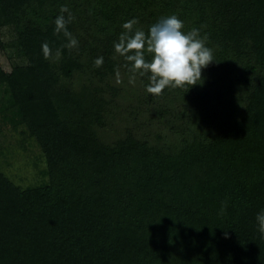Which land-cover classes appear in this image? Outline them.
<instances>
[{"label":"trees","instance_id":"16d2710c","mask_svg":"<svg viewBox=\"0 0 264 264\" xmlns=\"http://www.w3.org/2000/svg\"><path fill=\"white\" fill-rule=\"evenodd\" d=\"M173 14L215 61L157 97L114 44ZM6 30L24 64L0 66V264H264V0H0ZM34 148L29 177L6 171Z\"/></svg>","mask_w":264,"mask_h":264},{"label":"clouds","instance_id":"9594fccd","mask_svg":"<svg viewBox=\"0 0 264 264\" xmlns=\"http://www.w3.org/2000/svg\"><path fill=\"white\" fill-rule=\"evenodd\" d=\"M60 13L54 21L55 33H63L67 38L68 43L63 47L76 49L79 42L67 27L74 16L67 6H62ZM138 23L136 18L125 22L122 25L124 31L114 44L115 52L125 59L124 67L131 73L130 84H135L137 75H147L149 84L146 92L158 97L165 88H184L202 82V69L215 61L213 50L206 46V35L201 37L199 29L195 28L187 33L183 32V21L174 14L153 24L147 33L135 28ZM42 51L45 59L58 60L61 56V50L57 49L53 53L47 42L42 45ZM145 53L151 54L150 61L146 60ZM102 65L103 57L95 59V67ZM116 83H122L119 69L116 71ZM225 208L226 202L222 205L221 214ZM256 219L259 231L264 233V211L258 213ZM225 237L227 238V233Z\"/></svg>","mask_w":264,"mask_h":264},{"label":"rangeland","instance_id":"374dc122","mask_svg":"<svg viewBox=\"0 0 264 264\" xmlns=\"http://www.w3.org/2000/svg\"><path fill=\"white\" fill-rule=\"evenodd\" d=\"M12 40V37L10 36V34L6 31H4V35L0 38V66L5 69V70H10V67L12 65L15 64H24L22 56L14 49H11L8 47V44H10ZM1 113V112H0ZM0 127H1V122H0ZM6 139L11 142V144L14 143V141H11V135L10 133L5 130L3 131ZM0 140H2L0 138ZM0 143L4 144L2 141H0ZM31 153H33L32 155H30L28 158L26 159H21V160H17L11 162L12 167L11 168H7L6 171H8L11 175H16L17 178L21 177V178H27L30 176V174H32L34 171L32 169H30L29 164L31 161V158H35L36 156L40 155V152L37 149H33L31 151ZM22 154V153H19Z\"/></svg>","mask_w":264,"mask_h":264}]
</instances>
